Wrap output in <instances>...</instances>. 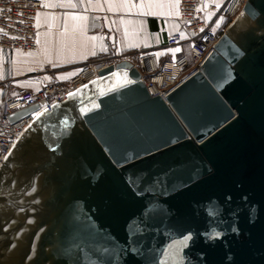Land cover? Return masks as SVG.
<instances>
[{"label": "water", "instance_id": "95a60500", "mask_svg": "<svg viewBox=\"0 0 264 264\" xmlns=\"http://www.w3.org/2000/svg\"><path fill=\"white\" fill-rule=\"evenodd\" d=\"M85 85L0 165V264H264V0L165 99L125 59Z\"/></svg>", "mask_w": 264, "mask_h": 264}, {"label": "crops", "instance_id": "0c3cea01", "mask_svg": "<svg viewBox=\"0 0 264 264\" xmlns=\"http://www.w3.org/2000/svg\"><path fill=\"white\" fill-rule=\"evenodd\" d=\"M39 1L37 49H0V103L21 88L38 90L46 83L65 81L79 65L98 57L118 53L133 58L154 49L159 58L170 59L187 48L183 43L165 46L166 37L181 30L176 0ZM69 3L77 7L59 6ZM177 48L180 51L173 54Z\"/></svg>", "mask_w": 264, "mask_h": 264}, {"label": "built area", "instance_id": "2783aa9c", "mask_svg": "<svg viewBox=\"0 0 264 264\" xmlns=\"http://www.w3.org/2000/svg\"><path fill=\"white\" fill-rule=\"evenodd\" d=\"M245 1L226 0L218 9L211 0H179L177 20L182 26V32L169 35L166 46L187 43L188 55L182 53L160 63L152 50L137 53V60L131 55L124 57L115 53L79 65L75 74L66 81L56 80L38 90L21 88L13 97L4 99L0 107V165L15 141L39 113L50 109L70 92L99 77L101 70L121 60L131 61L141 72V79L152 96L159 95L165 99L200 70L220 37L213 28L217 17L228 20L229 24L241 13ZM203 3H207L208 7L197 11V8L203 7ZM40 8L39 0H0V49L22 52L37 49L36 17ZM209 11L214 12L210 20L206 18ZM181 33L184 34L183 38ZM33 105L38 106L35 112L14 122L9 121L12 113Z\"/></svg>", "mask_w": 264, "mask_h": 264}, {"label": "snow or ice", "instance_id": "6c2138e0", "mask_svg": "<svg viewBox=\"0 0 264 264\" xmlns=\"http://www.w3.org/2000/svg\"><path fill=\"white\" fill-rule=\"evenodd\" d=\"M212 2L213 3H215L216 4V7L217 8H219L220 7V3H219V0H212ZM42 6H44V7H51V6H53V5H50V4H43ZM59 6H61V7H77V5L76 4H71V3H69V4H61V5H59ZM124 6H126V5H124ZM177 8H178V6H179V0H176V5H175ZM132 7H137V5H132ZM140 7H143V5H140ZM208 7V4L207 3H203V7L202 8H197V11H202L204 8H207ZM112 10V6L110 5L109 6V11H111ZM0 11H2V10H0ZM178 14V13H177ZM211 15H213V13H209V17L208 18H210L211 17ZM36 19H37V21H39V16H37L36 17ZM83 19V18H82ZM37 26H38V24H37ZM0 31H2V30H0ZM5 35L7 34V33H4ZM183 33H181V37L183 38ZM158 38V37H157ZM91 39H97L96 37H91ZM103 50H107L106 48H104ZM173 51V54H175V52H178V51H180V49L179 48H177V49H174V50H172ZM93 55H95V52H93L92 53ZM157 56H159L160 54H156ZM113 75H117V74H113ZM85 87H86V85H85ZM77 91H79V89L77 90ZM69 95L71 96V95H74V93H69ZM11 153H9V155H10ZM7 156H5L4 157V159L5 160H7ZM217 236L219 235V233H217L216 234ZM191 239V235H188V236H185L182 240H178V241H175L172 245H169V248H168V255L169 256H172L173 254H174V251L173 250H175L176 252H178L179 251V247L180 246H186V243H187V241L188 240H190Z\"/></svg>", "mask_w": 264, "mask_h": 264}, {"label": "rangeland", "instance_id": "374dc122", "mask_svg": "<svg viewBox=\"0 0 264 264\" xmlns=\"http://www.w3.org/2000/svg\"><path fill=\"white\" fill-rule=\"evenodd\" d=\"M226 0H219V3H220V5H222V3H224ZM211 2H212V0H211ZM213 3V2H212ZM215 4V3H214ZM215 7H216V4H215ZM217 8V7H216ZM220 8V7H219ZM218 8V9H219ZM178 10H179V6H178ZM209 13H213V15H211V17L210 18H208L209 17ZM214 16V12H207V15H206V18L208 19V20H210L212 17ZM178 17V16H177ZM178 21V20H177ZM179 22V21H178ZM180 23V22H179ZM227 24H228V20L227 21H225L224 20V18H222V17H220V16H218L217 17V19H216V21H215V23H214V25H213V28H214V31L218 34V35H221L222 33H223V31H224V29H225V27L227 26ZM181 25V24H180ZM217 27V28H216ZM178 32H182V26H181V30L180 31H178ZM174 34V33H173ZM170 35H172V34H170ZM169 36V35H168ZM167 36V37H168ZM167 37H166V39H167ZM166 39H165V46H166ZM182 44V43H181ZM183 44H185V45H187V48L185 49V51H183V52H179L175 57H177L179 54H185V55H188L189 54V44H187V43H183ZM178 45H180V44H178ZM175 46H177V45H175ZM166 47H168V46H166ZM169 47H174V46H169ZM149 50H152V51H154L155 53H156V51L154 50V49H147V51H149ZM116 54H118V53H116ZM105 57V56H104ZM174 57V58H175ZM98 58H101V57H98ZM98 58H96V59H98ZM137 58V54H136V56L135 57H133V59L134 60H137L136 59ZM157 58H158V61L160 62V63H162L163 61H165V60H172V59H174V58H170V59H161V58H159L158 56H157ZM78 68V67H77ZM73 76V75H72ZM68 80V79H67ZM66 81V80H65ZM54 82V81H53ZM51 83V82H50ZM46 84H48V83H46ZM45 85V84H44ZM6 99V98H5ZM3 102V101H2ZM1 104L2 103H0V107H1Z\"/></svg>", "mask_w": 264, "mask_h": 264}, {"label": "bare ground", "instance_id": "6f19581e", "mask_svg": "<svg viewBox=\"0 0 264 264\" xmlns=\"http://www.w3.org/2000/svg\"><path fill=\"white\" fill-rule=\"evenodd\" d=\"M157 86V85H156Z\"/></svg>", "mask_w": 264, "mask_h": 264}]
</instances>
